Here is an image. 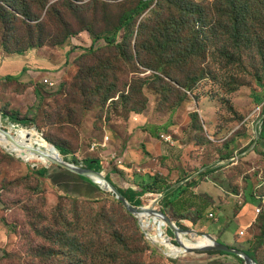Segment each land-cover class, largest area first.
I'll use <instances>...</instances> for the list:
<instances>
[{"label":"rangeland","instance_id":"374dc122","mask_svg":"<svg viewBox=\"0 0 264 264\" xmlns=\"http://www.w3.org/2000/svg\"><path fill=\"white\" fill-rule=\"evenodd\" d=\"M73 1L70 9L61 10V0H49L34 21L0 12V57L28 54L31 69L38 70L25 79L0 76V111L31 122L18 124L20 127L14 123L16 131L23 129L17 136L14 130L2 127L15 138L36 130L56 148H66L64 156L78 166L85 159L101 160L103 174L123 190L138 191V176L162 173L172 188L180 187L171 198L175 206L166 207L163 194L147 193L139 207L155 208L180 229L208 233L229 246L242 250L254 246L256 262L264 264V140L257 135L264 121V101L256 102V95L264 98V36L243 48L240 55L234 53L232 61L212 48L204 64L174 65L172 75L191 70L204 73L186 89L129 57L140 21L147 29L153 25L146 18L157 0L151 1L129 29L118 32L119 41L129 32L124 52L101 39L93 51H85L92 42L88 29L93 33L112 30L120 14L138 0ZM196 1L206 4L214 0ZM2 4L8 6L0 0ZM53 6L56 8L51 10ZM37 22L40 26L33 31L34 38L43 43L15 52L26 46L32 34L30 24ZM67 30L74 33L57 44ZM110 82L118 91L103 102L100 98ZM149 135L161 142L158 156L142 142ZM19 143L28 149L0 142V264H88L85 254L67 239L76 237L86 251L95 212L120 206L108 193L98 203L67 198L49 178L33 172V166H44L47 157L35 154L25 161L11 151L24 153L38 142ZM129 143L137 152H129L126 161L124 151ZM92 144L96 145L93 149ZM208 169L216 171L199 175ZM257 208L261 209L258 215ZM211 212L213 217H209ZM133 218L131 224L139 226L138 236L143 235L142 241L151 245L144 255L149 263L240 264L230 256L203 251L171 255L152 240L153 231L143 230L139 219ZM128 232L133 233L132 229ZM194 237L185 235L189 241H195Z\"/></svg>","mask_w":264,"mask_h":264},{"label":"trees","instance_id":"16d2710c","mask_svg":"<svg viewBox=\"0 0 264 264\" xmlns=\"http://www.w3.org/2000/svg\"><path fill=\"white\" fill-rule=\"evenodd\" d=\"M48 1L49 0H2V2L6 3L8 6L4 4L0 5V12H3L2 16H5L7 13L13 16L21 15L26 21H34L40 17ZM151 1L152 0H138L134 6L124 10L118 17L115 27L110 31L93 33L92 30L88 29V32L91 34L92 42L85 51H93L95 43L101 39L106 45L113 46L118 51L124 52L128 48L126 38L129 36V32L126 31L124 33L121 41H119L117 37L118 32L121 29H129L130 24L149 8ZM59 3L63 4L61 5V10L70 9L72 5H74L73 0H61ZM55 8L56 6H53L50 9L54 10ZM146 19L148 23L153 25L150 29H147L143 26V22L141 23L140 21L136 33L138 37L134 42V47L129 49L131 51L133 50L129 57L131 59L136 58L141 65L153 69L155 74L171 77V79L181 87L190 89L198 82L200 77L204 76V73L197 74V72L191 70L187 74L179 73L181 76H177L178 74L172 75L171 71L173 70V66L192 65V67H194L197 64H204L208 60L209 52H211L212 48L217 50L223 57L226 56L229 61H232L234 53L240 55L243 48L249 47L252 42H257L264 36V0H214L206 4L196 0H157L154 8L150 11ZM215 19H218V23L215 22ZM153 20L154 23H152ZM38 26H40L38 22L30 24V28L32 29L31 38L26 46L15 50V52L23 53L26 49L43 43L37 42L34 38L33 31ZM72 33L74 32L67 30L64 37L56 43H62ZM214 42L219 44L217 49L215 48ZM155 74L154 77H158ZM4 78L7 80L19 79L18 76L14 75H7ZM256 78L259 80L261 79L259 75H256ZM84 81L85 79L83 82ZM86 89H88V86L84 82L82 90L85 91ZM117 91L118 88H116V85L110 82V84L104 88L100 100L104 102L106 99L113 98ZM263 101V97L256 95L257 104H261ZM2 114L4 117H8L13 123L22 125L31 123L28 118L19 119L17 115L8 114L4 111H2ZM2 135L4 134L2 133ZM257 135L259 139L264 140V121H262L261 132H258ZM36 146L44 147L45 150L51 152L49 147L43 143H38ZM57 149L63 156L67 154L66 148L57 146ZM46 162L44 166L39 168L34 165L33 172L39 176L45 177L51 167H60L52 163L49 158H46ZM82 164L83 167L88 169L95 171L102 170L101 163L97 159H85ZM215 171L216 170L208 169L201 172L199 175L207 176ZM189 177L190 176L187 178ZM105 178L112 183L108 174L105 175ZM138 180V186L140 188L138 191L134 188L123 190L115 184H112L134 207L142 205L141 197L147 193L163 194L162 201H164L166 207L174 205L171 198L173 194L176 195V191L177 189L180 190V187L172 188V186L168 184L166 176L163 177L158 174L144 177L138 176ZM192 182L193 181H191V183ZM94 186L100 190L96 185ZM186 186H190L188 182ZM100 191L103 194L106 193L102 190ZM65 196L73 201L80 200L68 195ZM101 199L103 198L85 200L98 203ZM114 202L120 206L119 209L115 207L106 209V207H103L95 212L93 220L89 225L87 234L89 238L86 251L82 245V241H79L76 237L68 238L67 242H73L74 245H77L81 255L85 254L83 258L88 259V264H153L144 259L145 252L149 250L151 245L147 242L146 245V243L142 241L144 238L143 235L142 238L138 236V223L135 222L136 224H131V219H134L133 215L130 214L119 201L114 199ZM173 210H175V208ZM109 212H111L112 216H109ZM174 212L177 213L178 211L175 210ZM144 223L141 224L144 226ZM124 224L125 229L121 228ZM162 227L168 231L173 242L174 237L177 238L176 234L167 225L164 224ZM180 227L182 228L181 225ZM128 229L130 231L132 229L133 233H129ZM64 236L65 235L61 234L62 238H64ZM262 237V235L258 237L259 242L256 243L257 245L261 243ZM205 239L206 238L203 236H195L193 240L199 243ZM174 244L178 245L177 242H174ZM255 248L256 247L253 246L243 250L257 261ZM50 252H54V250ZM205 253L210 255L230 256L236 262L244 264L242 258L233 254L219 251H207ZM201 264L227 263L205 261Z\"/></svg>","mask_w":264,"mask_h":264},{"label":"crops","instance_id":"0c3cea01","mask_svg":"<svg viewBox=\"0 0 264 264\" xmlns=\"http://www.w3.org/2000/svg\"><path fill=\"white\" fill-rule=\"evenodd\" d=\"M31 64L32 60L28 54L6 56L4 59L0 57V76L6 77L7 75H14L18 76L19 78L25 79L26 76L28 77L30 75V73L38 71H34L33 69H31L33 68V65ZM106 140H108L107 136L105 137L104 141ZM142 142L146 145V150L154 153L153 155L158 156L161 153V142L153 138L151 135H149V137L142 138ZM101 146H104V144H102ZM133 146L134 144L132 143H129V145L126 146L124 151L125 160L130 157L129 152L130 154L132 153V151L137 152V150L132 149ZM139 157L141 160H145L144 155H140ZM100 161L101 160H99V162ZM44 163H47L46 159ZM100 163L102 164V162ZM127 168L124 169L127 170ZM159 174L162 175V173ZM45 177L49 178L52 184L63 193H65V195H69L71 197L95 200L100 199L102 198V196H104L103 193L98 190L88 179L78 176L66 169H63V167H51L46 173ZM144 225H146V230H151L154 232L152 240L155 243L164 246L168 251H170L171 255L178 256L185 253L182 247L175 246L173 244L172 238L170 237L168 231L162 227V225L164 224L157 220V218H152L146 221Z\"/></svg>","mask_w":264,"mask_h":264},{"label":"water","instance_id":"95a60500","mask_svg":"<svg viewBox=\"0 0 264 264\" xmlns=\"http://www.w3.org/2000/svg\"><path fill=\"white\" fill-rule=\"evenodd\" d=\"M0 113L2 114V111H0ZM0 133H3L8 139L11 140V142L15 143L17 146L22 147L24 149H28L24 147L23 144L19 143L9 133V131L6 128L0 126ZM53 147L60 153V151L56 148L55 145H53ZM30 149L32 153H35L38 155H45V156L47 155V153L44 150H42L39 146L30 147ZM52 163L60 167H63V169H66L78 176L88 179L91 183L96 185L100 190L111 195L116 201H119L130 214H132L133 216L137 218L139 217L140 214H143V213L157 214L163 217L165 223L176 234V236L178 235V233H182L184 235H191V236H203L209 241V244L204 245V246L187 247L179 239L176 238V242L178 246L182 247L185 253H195V252H200V251H203V252L219 251V252H225L228 254H233V255H236L242 258L244 260V264H258L244 250H241V249L229 246L225 243H222L208 233H198L196 231L180 229L176 225V223L173 220H171L165 213L158 211L155 208L134 207L133 205L129 203V201L122 194L119 193L117 188L111 182L106 180L105 175L103 174L102 171H95L92 169H88L86 167L78 166L76 161L71 163L67 158H57V159L53 158ZM95 179H97L100 183H102L106 188H103L102 186H100L99 182H97ZM140 226L143 230H145V228L143 227V224H140Z\"/></svg>","mask_w":264,"mask_h":264},{"label":"bare ground","instance_id":"6f19581e","mask_svg":"<svg viewBox=\"0 0 264 264\" xmlns=\"http://www.w3.org/2000/svg\"><path fill=\"white\" fill-rule=\"evenodd\" d=\"M4 116L0 113V126H7L6 128L10 131V130H14L13 131V134H15L16 136L21 134L23 131V129L21 130H15L14 128V123H12V121H5L4 120ZM15 138V137H14ZM18 142H21V141H36L38 143H43L45 145H47L50 149L51 152L41 148L42 150H44L47 155L45 157L49 158L51 161L53 160V158L57 159V158H65L61 153H59L54 147H53V144L47 142L41 135H39V133L33 129V132L31 134H27L26 136H20L18 138H15ZM0 142L2 143V145H7L9 143H11V140L8 139V138H5L2 133H0ZM7 148V147H6ZM9 149V148H8ZM11 150V149H10ZM12 152H14L15 154H17L18 156H20L21 158H23L25 161H28L30 160L34 155L35 153H32L31 152V149H29L27 152H24V153H17L13 150H11ZM59 153V154H58ZM97 182H99L97 179H95ZM100 186H102L103 188H106L102 183H100ZM107 190V189H106ZM139 220L141 223H144L152 218H157L159 219V221L162 223V224H165V221L163 219L162 216L160 215H157V214H149V213H143V214H140L139 215ZM168 226V225H167ZM169 227V226H168ZM185 246L187 247H200V246H204V245H207L209 244V241L205 242V243H201V242H195V241H189L185 238V235L182 234V233H178V235L176 236Z\"/></svg>","mask_w":264,"mask_h":264},{"label":"built area","instance_id":"2783aa9c","mask_svg":"<svg viewBox=\"0 0 264 264\" xmlns=\"http://www.w3.org/2000/svg\"><path fill=\"white\" fill-rule=\"evenodd\" d=\"M46 82H49V81L46 80ZM51 84H52V82H51ZM165 139L169 140L170 138H165ZM94 147H96V145L95 144H92V149ZM111 157L114 159V156L113 155ZM117 162L120 163V160H117ZM260 211H261V209L260 208H257V210H256L257 215L260 213ZM209 217H213V213L212 212L209 214Z\"/></svg>","mask_w":264,"mask_h":264}]
</instances>
